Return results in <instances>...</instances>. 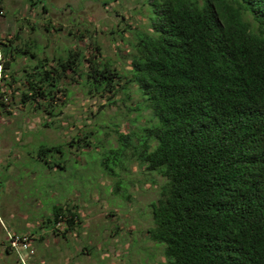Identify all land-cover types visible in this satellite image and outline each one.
I'll list each match as a JSON object with an SVG mask.
<instances>
[{
    "label": "trees",
    "instance_id": "trees-1",
    "mask_svg": "<svg viewBox=\"0 0 264 264\" xmlns=\"http://www.w3.org/2000/svg\"><path fill=\"white\" fill-rule=\"evenodd\" d=\"M142 4L147 22L132 34L127 76L101 59L96 45L91 58L69 50L53 65L43 59L22 69L23 102L41 99L55 116L56 93L70 74L107 99L122 79L123 91L134 85L154 122L134 135L136 143L123 134L119 143L164 179L147 231L163 245L160 264H264V0ZM13 45L0 42L3 74L12 68L8 54L36 57L29 46ZM12 73L0 78L3 88L17 82ZM6 95L0 92L2 100ZM48 150L60 153L44 146L38 157ZM63 212L62 236L80 221L75 208L55 207L52 227Z\"/></svg>",
    "mask_w": 264,
    "mask_h": 264
},
{
    "label": "rangeland",
    "instance_id": "rangeland-1",
    "mask_svg": "<svg viewBox=\"0 0 264 264\" xmlns=\"http://www.w3.org/2000/svg\"><path fill=\"white\" fill-rule=\"evenodd\" d=\"M142 13V0H1L0 42L11 40L17 50L29 46L36 57L8 54L13 63L5 74L0 65V78L13 72L18 79L10 87L0 82V92H7L0 98L5 105H0V264H21L9 235L36 237L27 264L164 262L163 245L147 236L153 227L151 204L164 179L119 143V134L135 142L134 135L154 122L136 87L123 91L122 79L118 93L107 99L111 95L89 91L83 79L70 74L60 82L67 96L56 93L55 116L47 113L43 100L25 103L21 94L23 68L43 59L53 65L69 50L91 58L95 45L101 59L127 76L132 34L147 22ZM144 138L137 141L138 152ZM44 146H58L60 153L48 150L40 159L37 152ZM73 197L81 228L54 244L53 210ZM39 234L45 235L43 242ZM78 247L85 251L76 252Z\"/></svg>",
    "mask_w": 264,
    "mask_h": 264
},
{
    "label": "built area",
    "instance_id": "built-area-1",
    "mask_svg": "<svg viewBox=\"0 0 264 264\" xmlns=\"http://www.w3.org/2000/svg\"><path fill=\"white\" fill-rule=\"evenodd\" d=\"M71 208H73V206H71ZM67 220L68 219L65 212L58 215L54 222L53 229L60 234L66 232ZM9 241L11 248L16 253L19 262L21 264H27L28 258H30L34 254V250L30 247L29 237L9 235ZM21 252H23L24 254H22Z\"/></svg>",
    "mask_w": 264,
    "mask_h": 264
},
{
    "label": "crops",
    "instance_id": "crops-1",
    "mask_svg": "<svg viewBox=\"0 0 264 264\" xmlns=\"http://www.w3.org/2000/svg\"><path fill=\"white\" fill-rule=\"evenodd\" d=\"M61 166V165H60ZM76 199V197H73V201H70V202H65V203H62V204H59V205H56L55 207H62V206H69L70 208H71V206H73V208H75V210H76V212H77V214H78V216H79V218H80V221L78 222V223H76L75 225H74V227H70L69 228V231L64 235V236H62V235H58V234H60V233H58V232H56L54 229H53V227H52V217H51V219H50V222H51V227H50V229H51V232L54 230V234H56V236H57V238H54V240H52V242L54 243V244H58L59 243V241H60V239L59 238H62V239H64V240H67L69 237H72V236H75V235H77V231L81 228V224H82V214H81V210L78 208V206L76 205V201H74ZM53 214V213H52ZM51 232H50V234H51ZM58 233V234H57ZM82 234V233H81ZM31 238H36V237H34V235H32L31 236ZM31 238H29V242H30V246H31ZM38 239H39V241H41V242H43L44 240H45V235H43V234H39L38 235ZM76 252L77 251H82V252H84L85 251V249L84 248H80V247H78L76 250H75ZM35 253V252H34ZM103 254H107V253H103Z\"/></svg>",
    "mask_w": 264,
    "mask_h": 264
}]
</instances>
